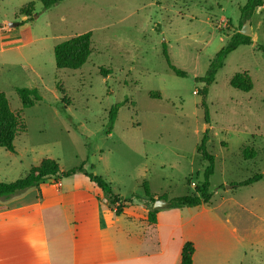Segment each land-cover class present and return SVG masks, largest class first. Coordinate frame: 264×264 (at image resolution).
<instances>
[{
	"label": "rangeland",
	"instance_id": "rangeland-1",
	"mask_svg": "<svg viewBox=\"0 0 264 264\" xmlns=\"http://www.w3.org/2000/svg\"><path fill=\"white\" fill-rule=\"evenodd\" d=\"M246 1L62 0L44 10L39 0H0V92L11 110L22 111L25 125L15 153L0 148V179L15 181L50 158L63 170L84 164L128 201L137 202L146 182L171 209L170 199L192 190L188 179H202L206 162L197 146L207 132L206 150L215 160L212 201L226 198L223 207L235 214L238 205L251 207L254 226H260L264 177L250 186L232 184L264 175V53L257 49L264 46V7L249 19L252 45L228 54L208 88L207 120L198 95L202 84L194 81L241 29ZM29 3L33 20L25 21L20 10ZM86 32L92 42L87 62L57 69L54 46ZM164 46L186 77L168 68ZM242 71L252 79L249 92L230 86ZM15 88H35L41 100L23 109ZM116 104L107 134V114ZM259 248L246 264H264Z\"/></svg>",
	"mask_w": 264,
	"mask_h": 264
},
{
	"label": "crops",
	"instance_id": "crops-1",
	"mask_svg": "<svg viewBox=\"0 0 264 264\" xmlns=\"http://www.w3.org/2000/svg\"><path fill=\"white\" fill-rule=\"evenodd\" d=\"M150 194L154 201L165 196ZM102 197L95 183L78 175L0 198V264H180L186 242L194 248L193 264H246L264 247V217L255 227L251 207L241 204L240 213H231L224 197L157 208L155 223L147 220L154 203L143 195L124 201L118 216Z\"/></svg>",
	"mask_w": 264,
	"mask_h": 264
},
{
	"label": "trees",
	"instance_id": "trees-1",
	"mask_svg": "<svg viewBox=\"0 0 264 264\" xmlns=\"http://www.w3.org/2000/svg\"><path fill=\"white\" fill-rule=\"evenodd\" d=\"M44 10L57 5L62 0H39ZM264 7V0H247L244 6L240 9L241 25L247 19H250L254 12ZM20 14L26 19L25 21L33 20L32 3H29L20 10ZM1 27V24H0ZM240 45H252L250 36H246L239 32L233 33L229 40L220 48V50L209 61L206 72L201 77H195L196 83L202 84L199 91L201 96L200 107L205 111V119L207 120L206 97L208 88L215 82V75L219 69L222 68L224 60L228 54L235 51ZM257 49L264 53V46L258 45ZM54 61L57 69L76 70L81 68L88 60L92 53L91 33L86 32L66 39L53 48ZM163 56L168 68L179 77H186V73L176 68L169 60L165 46L163 47ZM100 74L106 76L109 74L108 69H101ZM230 86L242 92H249L253 88L252 79L247 71L237 72L230 79ZM15 92L19 97L22 108L26 109L33 106L36 102L41 100V97L35 88H15ZM120 104L112 106L107 114V128L106 133L110 134L116 120V115ZM25 132V125L22 117V111L11 110L8 105V100L3 92H0V148L5 149L11 153H15L14 140L17 136ZM208 141L207 132H204L200 143L197 146V154L206 162V166L202 172V179L197 182L187 180L188 186L194 182L195 186L186 195L175 197L168 201V207L172 209H181L195 207L202 204H208L212 198V193L209 191V179L214 172V156L207 153L206 143ZM253 156V152H250ZM84 176L91 182L95 183L103 193L102 200L111 207H114L115 215H120L123 209V200L119 195H115L112 188L105 179L101 176L94 175L87 171L84 164L76 167L63 170L58 164L57 160L50 158H43L36 166H31L24 177L12 182H0V198L8 199L12 196L18 195L27 189L37 187L46 179L62 180L74 176ZM264 175L256 173L251 177L232 184L234 187H244L258 182ZM143 195L148 198L151 203H154V198L150 194L149 186L146 182L142 183ZM159 199H165V196ZM157 209L148 211L147 220L150 223H155V215ZM194 248L192 243L186 242L183 244L180 253V264H193L192 256Z\"/></svg>",
	"mask_w": 264,
	"mask_h": 264
},
{
	"label": "water",
	"instance_id": "water-1",
	"mask_svg": "<svg viewBox=\"0 0 264 264\" xmlns=\"http://www.w3.org/2000/svg\"><path fill=\"white\" fill-rule=\"evenodd\" d=\"M17 24H9V26H16ZM240 33L246 36H250V20L247 19L240 29ZM167 205V201L165 199H157L154 201L153 208H161Z\"/></svg>",
	"mask_w": 264,
	"mask_h": 264
},
{
	"label": "built area",
	"instance_id": "built-area-1",
	"mask_svg": "<svg viewBox=\"0 0 264 264\" xmlns=\"http://www.w3.org/2000/svg\"><path fill=\"white\" fill-rule=\"evenodd\" d=\"M194 186H195V183H194V182H192V183H191V187H194Z\"/></svg>",
	"mask_w": 264,
	"mask_h": 264
}]
</instances>
